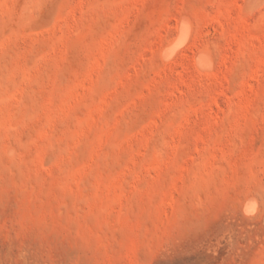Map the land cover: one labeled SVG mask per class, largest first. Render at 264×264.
I'll use <instances>...</instances> for the list:
<instances>
[{"label":"rangeland","instance_id":"374dc122","mask_svg":"<svg viewBox=\"0 0 264 264\" xmlns=\"http://www.w3.org/2000/svg\"><path fill=\"white\" fill-rule=\"evenodd\" d=\"M0 264H264V0H0Z\"/></svg>","mask_w":264,"mask_h":264},{"label":"bare ground","instance_id":"6f19581e","mask_svg":"<svg viewBox=\"0 0 264 264\" xmlns=\"http://www.w3.org/2000/svg\"><path fill=\"white\" fill-rule=\"evenodd\" d=\"M179 37L172 39L168 44V49L166 50V57L170 58L173 55H175V53L184 45L186 44L188 38H190L189 33L190 32V27L189 24L186 21L181 22L180 25V30H179ZM178 53V52H177ZM164 55V54H163ZM197 63L198 68L201 67L202 69H207L210 70L211 66H212V62L209 60V58L204 55V53H199L197 55ZM246 211H248L249 213H252L255 210V203L253 201L249 202L246 204ZM107 251V250H106ZM109 255V254H108Z\"/></svg>","mask_w":264,"mask_h":264}]
</instances>
